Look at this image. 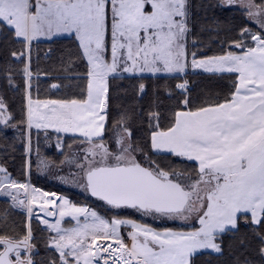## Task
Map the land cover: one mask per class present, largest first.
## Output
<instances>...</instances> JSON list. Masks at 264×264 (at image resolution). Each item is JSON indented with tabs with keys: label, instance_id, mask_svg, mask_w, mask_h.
<instances>
[{
	"label": "snow or ice",
	"instance_id": "snow-or-ice-1",
	"mask_svg": "<svg viewBox=\"0 0 264 264\" xmlns=\"http://www.w3.org/2000/svg\"><path fill=\"white\" fill-rule=\"evenodd\" d=\"M0 201V264H264V0H0Z\"/></svg>",
	"mask_w": 264,
	"mask_h": 264
},
{
	"label": "rangeland",
	"instance_id": "rangeland-1",
	"mask_svg": "<svg viewBox=\"0 0 264 264\" xmlns=\"http://www.w3.org/2000/svg\"><path fill=\"white\" fill-rule=\"evenodd\" d=\"M38 182H44V185L47 186V188L52 189L53 191H60L63 186L58 185L56 182L47 180L44 177H39Z\"/></svg>",
	"mask_w": 264,
	"mask_h": 264
},
{
	"label": "trees",
	"instance_id": "trees-1",
	"mask_svg": "<svg viewBox=\"0 0 264 264\" xmlns=\"http://www.w3.org/2000/svg\"><path fill=\"white\" fill-rule=\"evenodd\" d=\"M36 183L38 184V186H40V187H42V188H44V189H46V190H52V189H50V188H47V186H45L44 185V182H38V181H36ZM53 191V190H52ZM3 206V203H2V201H0V207H2Z\"/></svg>",
	"mask_w": 264,
	"mask_h": 264
}]
</instances>
